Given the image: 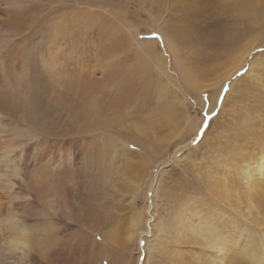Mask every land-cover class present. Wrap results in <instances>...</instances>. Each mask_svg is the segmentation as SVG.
<instances>
[{
    "label": "rangeland",
    "instance_id": "obj_1",
    "mask_svg": "<svg viewBox=\"0 0 264 264\" xmlns=\"http://www.w3.org/2000/svg\"><path fill=\"white\" fill-rule=\"evenodd\" d=\"M26 1L25 7L15 10L18 14L13 11L9 19L0 18V59L4 57V70L16 82L13 86L26 75L36 82L34 74L18 78L13 56H21L28 65L30 58L40 57L42 48L44 52L52 48L53 41L59 46L60 59L74 56L78 60L86 54L90 74L104 79L88 89L92 95L98 93V86L107 92L103 96L107 105H112L105 116L107 126L123 131L129 141L126 145L107 141L106 171L112 176L104 180L106 200L97 193L102 181L97 179L99 161L92 159L90 171L85 166L78 168L82 180H76L73 194L62 196L71 212L59 213L55 222L57 240L65 243L71 233L75 236L78 221L83 217L95 219L103 211L99 205L102 203L108 213L101 232L104 238L97 233L89 241L87 264H145L147 255L146 264H199L197 257L212 258L214 251L200 249L198 253L196 246H187L192 239L176 242L175 231L186 229L190 235L187 219L194 221L197 214L224 212L229 218L226 225H237L239 229L232 234L235 243L231 262L252 264L241 252L242 244L250 250L260 244L258 251L264 261V175L255 183L242 174L248 167L253 173L257 162L264 161V0H78L81 4L76 0H45L47 7L53 1V7L40 16L35 15L37 4ZM51 24L58 34L50 32ZM39 26L40 31L35 29L26 36L29 27ZM38 35L42 45L36 39ZM68 40L71 48H66ZM150 51L163 56L158 58L157 67L155 57L148 56ZM236 58H244V63L235 65ZM161 62H166L169 70L162 69ZM36 72L41 74L39 69ZM31 99L22 106L15 101V109L12 107L17 122H29L28 126L39 120L35 119L33 111L37 107ZM60 105L64 106L61 103L54 108L61 109ZM112 156L115 165L111 167ZM163 157L167 162L156 168ZM119 176L120 180L115 179ZM224 183L231 196L223 189ZM116 186L121 198L113 194L118 191ZM249 186L253 190L248 193ZM247 194L254 201L249 216ZM226 197L232 205L226 204ZM62 207L65 211L66 206ZM141 212L143 221H149L153 230L139 238L134 233L132 216ZM181 217L182 222L178 220ZM246 227L249 232H245ZM74 258L61 264H83L81 253Z\"/></svg>",
    "mask_w": 264,
    "mask_h": 264
},
{
    "label": "bare ground",
    "instance_id": "obj_2",
    "mask_svg": "<svg viewBox=\"0 0 264 264\" xmlns=\"http://www.w3.org/2000/svg\"><path fill=\"white\" fill-rule=\"evenodd\" d=\"M32 1L35 5L37 4L38 10L35 15L40 16L46 12L47 8L53 7V1L50 2L49 7H47L48 3H46L45 0ZM57 1L58 3H62V0ZM76 1L78 4L82 3V1ZM26 2V0H1L0 18L9 19V17L12 16V12L14 11L15 13V10L25 7ZM28 5H26V7H28ZM32 5L33 4H31L30 7H32ZM75 7H77V4ZM49 11H51V9ZM22 13L24 14L25 12ZM34 18L38 19V16H34ZM23 19H27V17H24ZM39 19H41V17ZM31 20H33L32 16ZM50 27V32L52 34H58V30H56L57 27H54V29L52 24ZM40 28V26L33 28L29 27L26 31V36H28V33H31L35 29L40 31ZM13 32H15V30ZM20 37L19 39H21ZM36 39L40 41L39 35ZM5 40L6 39H3V41ZM65 43L66 48H71L72 43L70 40ZM64 50L66 49L64 48ZM171 51H173V47H171ZM144 55H146V53ZM148 56H151L152 58L155 57L154 64L156 67L158 58L163 57L162 55H157L155 52L151 51L148 53ZM13 57V68L17 71L18 78H20V75L23 74H34L36 82L41 85H47V87H38L36 82L34 83V79L32 80L30 78V80L28 77L25 78L27 75L25 77L23 76L22 79L20 78L21 81L18 82L16 86H13L16 82L13 83L10 80L11 74L4 70V57L0 59V264H61L62 262L67 263L69 261H73V258H77V255L80 253L83 264H87L89 262V254L86 249L89 241H91L92 237H94L97 233L101 234L103 228L105 227V219H107L108 213L106 212V209L104 210V205L99 203L103 211L100 212L93 220L92 218L88 219L83 217L78 221V223H80V226H77L79 232L75 236L74 233H71L67 242L60 243V241L57 240L59 232H56L57 225H55V222H57V217L61 211L66 214L71 212V206L68 205L66 202L67 200H63L62 196L64 195L67 197V192L73 194V185L78 184L76 180H82V177L78 174V168L85 166L86 169L90 171L92 169L91 161L92 159H96L99 161V171L98 176L95 175V177L97 176V179L100 178V180H102L97 193L100 198L103 197V199H105L108 191H105L107 188L104 180L109 174H107L106 171V164L108 162H106L107 159L105 157L108 147L107 141L111 139L115 145L119 143L126 145L129 141L125 139L123 131L120 133V130L112 129L107 126L105 116L107 115L106 112L109 107L112 106L107 105L109 102H107L103 96V94L107 92L101 88L102 86H98V93L96 95H92L88 89L90 84L92 85L93 83L100 81V79L104 82V79L102 75L100 76L92 72L90 74V70H88L89 68L87 69L88 64L86 54L80 56L78 60H76L74 56H66L65 58L63 57V61V58L60 59L59 46L55 41H53L52 48L49 47L48 51L45 50V52L42 48L40 57L34 59L30 58L27 62L29 63L28 65L24 63L21 56L17 55ZM243 60L244 58L234 59L235 65H239ZM35 63H37V66ZM160 66L162 69H164V67L166 70L168 69L166 62L165 64L164 62H161ZM38 69L41 74L36 72ZM35 84L36 90L34 89ZM31 98L34 99V104L37 107V110L33 111L35 113V119L39 118V120L37 119L36 123L33 122V125L31 124L28 126L29 122L28 124L24 122L22 124L17 122V119L15 118L16 116H13L14 113L12 111V107L14 106L13 103L15 104V101L18 102L17 106H22L21 104H23V102H25L24 104L26 105V103L30 102L29 99ZM61 103L64 105H60L61 109L54 108L56 104L58 105ZM113 104L115 107L118 106L116 103ZM28 108L32 109L33 107L28 105ZM27 118L30 119L29 116ZM26 121L27 120H25V122ZM117 124L118 122H116L115 125ZM120 124L122 123L120 122ZM127 128L128 126L123 127V129ZM140 131L143 132L142 129ZM136 135L139 137L145 136H141V134L139 135L138 133H136ZM97 152L98 154H96ZM166 162V158L163 157L162 160L156 164V168L164 165ZM109 163L112 167L114 164V156H112ZM119 170H121V168ZM152 172L150 173L149 181L152 180ZM138 174H140V172ZM242 174H244L246 179L253 180L255 183L261 181L260 176L264 175V161L260 159L257 162V165L253 169V173L251 168L248 167L246 170L244 168ZM120 177L121 176L115 179L120 180ZM225 179L226 178H224V181ZM142 181L144 180L142 179ZM149 181L147 183H150ZM140 183L139 185H141ZM129 184L131 185V183ZM125 186H127V184ZM219 186L222 188L220 184ZM117 187L118 186H116V189ZM223 189L228 196H231L226 184L223 185ZM117 190L118 191L116 192L113 190L115 192L113 194L117 193L118 195L116 198H121L122 195L120 194L119 189ZM250 190H253V188H250L249 186L248 193ZM146 193L148 194V191ZM247 195L249 202L245 207L249 216L254 209V206L252 205L254 201L249 194ZM134 196L136 195L134 194ZM216 196L218 197V195ZM134 198L135 197H132L131 201H133ZM229 198L230 197H226L224 199H227L226 204L230 206L232 204H230L231 201ZM62 206H66L65 211H63ZM218 206H220V204ZM147 211L145 209V212ZM83 213H85V211H83ZM214 213L201 215L197 214V218H195L194 221L192 219H187L186 227L191 231V234L189 235L186 232V227H182V225L181 227L184 228L185 231L181 233L182 229L175 228L178 230L175 231L176 233L174 234V239L176 242H181L182 238L187 240L192 239L189 240L187 246H196L198 253L200 249H206V253L208 250L214 251L212 253L210 252V257L212 258L201 260L197 257V261L200 260L199 264H214L216 260H218V264H233L230 259L233 253V242L235 243L232 239V234L234 231L239 229L237 225L236 228L231 227L230 225V227H228L226 225L225 222L228 224L229 218L227 217L228 215H224V212H219L217 214ZM101 216H103L104 219L101 220ZM148 217L150 216L148 215ZM132 219L133 228L135 229L134 233L138 234L139 238H142L144 233H151L153 230L150 229L151 226L149 225V221H143L142 212L139 214L134 213ZM183 219L184 218L181 217L178 220L182 222ZM261 219L264 220V217ZM180 224L181 223H179V225ZM70 231H73L72 228H70ZM247 231L249 232V227H246L245 232ZM101 236L103 239L104 235L101 234ZM179 246L176 247V252H179ZM242 246L243 247H240L241 252L249 257L252 264H261L264 262L263 256H261L258 251L261 246L260 244L258 245V248L251 250L247 248L249 247L247 244H242ZM254 246L256 245L254 244ZM149 251L150 248L148 249V253H150ZM148 256L149 255L145 256L146 261ZM76 258H74V261ZM146 261L144 262L145 264Z\"/></svg>",
    "mask_w": 264,
    "mask_h": 264
},
{
    "label": "snow or ice",
    "instance_id": "obj_3",
    "mask_svg": "<svg viewBox=\"0 0 264 264\" xmlns=\"http://www.w3.org/2000/svg\"><path fill=\"white\" fill-rule=\"evenodd\" d=\"M162 39V38H161ZM204 100H205V102H207V100H208V97L207 96H205L204 97Z\"/></svg>",
    "mask_w": 264,
    "mask_h": 264
}]
</instances>
